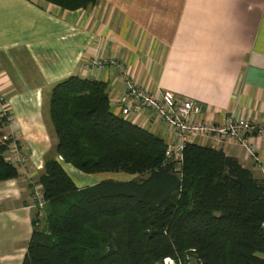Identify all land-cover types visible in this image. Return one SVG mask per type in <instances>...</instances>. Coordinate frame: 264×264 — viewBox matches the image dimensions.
Masks as SVG:
<instances>
[{"label": "crops", "instance_id": "1", "mask_svg": "<svg viewBox=\"0 0 264 264\" xmlns=\"http://www.w3.org/2000/svg\"><path fill=\"white\" fill-rule=\"evenodd\" d=\"M96 55L126 63L147 88L201 103L207 120L221 121L230 110L250 117L255 128L245 144L213 136L195 142L264 175V0H97L75 9L0 0V114L7 117L0 131L10 137L4 156L19 171L0 179V264L21 263L32 231L37 208L29 188L52 144L44 92L71 74L106 81L112 97L122 89L114 63L87 66ZM153 127L167 138L161 121ZM65 165L77 185L99 179Z\"/></svg>", "mask_w": 264, "mask_h": 264}, {"label": "trees", "instance_id": "2", "mask_svg": "<svg viewBox=\"0 0 264 264\" xmlns=\"http://www.w3.org/2000/svg\"><path fill=\"white\" fill-rule=\"evenodd\" d=\"M46 1L75 9L97 0ZM44 105L55 142L20 264H264V175L195 141L167 157L166 138L114 112L98 78L58 80ZM9 143L0 131V179L19 175L4 156ZM64 163L132 176L77 185Z\"/></svg>", "mask_w": 264, "mask_h": 264}, {"label": "built area", "instance_id": "3", "mask_svg": "<svg viewBox=\"0 0 264 264\" xmlns=\"http://www.w3.org/2000/svg\"><path fill=\"white\" fill-rule=\"evenodd\" d=\"M109 62L115 64L123 81L122 89L115 97L108 95L111 108L118 106L120 115L149 130H154L153 125L161 121L167 133V157L181 158L185 142L195 141L198 137H223L245 144V133L255 128L250 117L234 110L226 112L221 121L203 118L201 103L190 97L143 86L132 78L122 61L96 55L88 59L87 66L102 68ZM41 187L39 182L34 184V199L40 207L44 203Z\"/></svg>", "mask_w": 264, "mask_h": 264}, {"label": "rangeland", "instance_id": "4", "mask_svg": "<svg viewBox=\"0 0 264 264\" xmlns=\"http://www.w3.org/2000/svg\"><path fill=\"white\" fill-rule=\"evenodd\" d=\"M124 64H126V63H124ZM46 96H47V93L46 92H44V94H43V110L45 109V105H44V103H45V100H46ZM44 118H45V121L47 122V127H48V131H49V133H50V136H51V142H52V144H51V146L54 144V142H55V136H54V133H53V130H52V127H51V124L49 123V120H48V118L46 117V115L44 114ZM50 146V147H51ZM49 147V148H50ZM66 165H65V163H64V167H65ZM72 166V165H71ZM67 168V167H66ZM73 168H75L74 166H72V168L70 169V170H72ZM77 169V168H76ZM67 170V169H66ZM78 170V169H77ZM67 172L71 175L72 173H70L68 170H67ZM39 173V172H38ZM38 173L37 174H35L34 175V178L33 179H35L36 180V178H37V175H38ZM94 174H96V175H98V180H100L101 178H107V177H111V178H116V179H124L125 177H126V175H129V173H126V172H124V171H116V170H113V171H99V172H95ZM100 174H105V175H103V177H100ZM25 176H26V174H25ZM28 176V175H27ZM72 176V178L74 179L75 177V174H72L71 175ZM29 177V176H28ZM96 177V176H95ZM94 177V178H95ZM29 179H31V178H29ZM28 180V179H27ZM97 180V179H96ZM35 182V181H34ZM29 191L30 192H32V198H33V200H35L34 199V185H32V182H31V185H30V188H29ZM28 191V192H29ZM35 205H36V201H35ZM40 207V206H39ZM42 207V206H41ZM34 209H35V207H34ZM35 211H37L36 209H35ZM39 216L41 217L42 215H43V211L42 210H40L39 211ZM163 264H175V262L172 260V259H168V258H165L164 260H163Z\"/></svg>", "mask_w": 264, "mask_h": 264}]
</instances>
